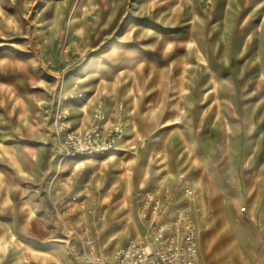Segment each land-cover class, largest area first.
Instances as JSON below:
<instances>
[{
  "label": "rangeland",
  "instance_id": "1",
  "mask_svg": "<svg viewBox=\"0 0 264 264\" xmlns=\"http://www.w3.org/2000/svg\"><path fill=\"white\" fill-rule=\"evenodd\" d=\"M186 215L199 264L264 227V0H0V264L113 262Z\"/></svg>",
  "mask_w": 264,
  "mask_h": 264
},
{
  "label": "built area",
  "instance_id": "2",
  "mask_svg": "<svg viewBox=\"0 0 264 264\" xmlns=\"http://www.w3.org/2000/svg\"><path fill=\"white\" fill-rule=\"evenodd\" d=\"M151 226L153 249L142 239L119 250L113 262L97 257L94 264H199L197 232L190 216L171 223L156 221Z\"/></svg>",
  "mask_w": 264,
  "mask_h": 264
},
{
  "label": "crops",
  "instance_id": "3",
  "mask_svg": "<svg viewBox=\"0 0 264 264\" xmlns=\"http://www.w3.org/2000/svg\"><path fill=\"white\" fill-rule=\"evenodd\" d=\"M245 218H239L233 229L231 247L219 242L214 248L213 233H204L208 244H202L200 238L201 264H264V227L259 228L252 217Z\"/></svg>",
  "mask_w": 264,
  "mask_h": 264
},
{
  "label": "bare ground",
  "instance_id": "4",
  "mask_svg": "<svg viewBox=\"0 0 264 264\" xmlns=\"http://www.w3.org/2000/svg\"><path fill=\"white\" fill-rule=\"evenodd\" d=\"M227 20V19H226ZM223 26V25H222ZM218 90V89H217ZM218 93H219V91H218Z\"/></svg>",
  "mask_w": 264,
  "mask_h": 264
}]
</instances>
